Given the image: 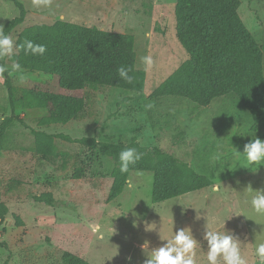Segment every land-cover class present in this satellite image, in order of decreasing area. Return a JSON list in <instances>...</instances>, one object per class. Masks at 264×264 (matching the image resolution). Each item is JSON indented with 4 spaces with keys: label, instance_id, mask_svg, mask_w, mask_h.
I'll return each instance as SVG.
<instances>
[{
    "label": "rangeland",
    "instance_id": "rangeland-1",
    "mask_svg": "<svg viewBox=\"0 0 264 264\" xmlns=\"http://www.w3.org/2000/svg\"><path fill=\"white\" fill-rule=\"evenodd\" d=\"M15 1L23 5L26 15L9 33L14 43L24 27L56 20L129 33L134 36L136 68L145 70L146 77L138 91H75L86 98L89 114L66 124L40 125L35 110L16 108L4 143L7 149L0 142V197L8 208L0 225V264H61L64 251L90 264H143L145 240L150 241V248L156 247L163 243L161 238H171L181 228H190L198 240L196 264H207L202 238L206 224L237 235L247 264H264L255 254L257 244L264 242V215L251 205L255 190L264 188V166L253 172L238 166L232 156L236 147L243 151L255 136L264 139V128L251 130L252 118L234 94L217 97L206 107L179 97H151L152 90L187 58L175 36V0H50L40 7L33 0ZM240 2V17L264 53V0ZM19 13L13 0H0V27ZM145 56L152 58L151 66L143 63ZM12 63L6 60L16 89L30 80L51 79L40 71H14ZM9 116L8 91L0 73V124ZM31 128L122 142L141 152L159 148L206 174L213 184L155 204L151 200L153 173L133 170L123 191L108 201L113 158L77 142L55 139L56 148L66 156L57 165L45 163L23 150L33 143ZM217 152L224 155L215 163L212 157ZM77 167L84 170L79 179L73 177ZM249 184L252 191L246 195ZM216 185L219 190L214 191ZM133 205L137 217L132 212L126 215ZM150 227L155 229L146 230Z\"/></svg>",
    "mask_w": 264,
    "mask_h": 264
},
{
    "label": "trees",
    "instance_id": "trees-1",
    "mask_svg": "<svg viewBox=\"0 0 264 264\" xmlns=\"http://www.w3.org/2000/svg\"><path fill=\"white\" fill-rule=\"evenodd\" d=\"M13 1L20 13L2 27L6 35L20 25L26 15L23 5ZM240 5V0H175V36L185 49L187 58L150 94L155 99L184 98L197 107H206L217 97L234 94L252 118L251 130L257 132L264 128V53L243 23ZM25 40L45 45V54L32 55L16 48L15 55L0 58V65L6 67L8 59L18 62L21 69L47 73L51 79L30 80L16 89L7 67L1 73L11 109V116L0 124L3 149H7L4 143L8 142V127L17 107L35 110L40 125L66 124L89 114L86 98L74 94L75 91L99 88L138 91L143 88L146 72L136 68L132 34L56 20L51 24L24 27L18 32L15 44H22ZM120 67L131 69L128 73L133 78L131 82L119 76ZM30 131L33 143L23 150L33 152L45 163L57 165L59 158L66 156L65 151L56 148L55 139L77 142L113 158L108 201L123 191L133 170L153 173L151 200L155 204L213 184L209 176L159 148L147 152L136 149L141 153V159L129 165L128 172L122 173L118 157L121 150L132 148L128 144L98 141L94 137L72 138L68 134L43 129L31 128ZM61 167L64 169L66 164ZM83 172L82 167H77L73 177L79 179ZM7 213L8 208L0 197V225ZM61 262L90 264L69 251L62 253Z\"/></svg>",
    "mask_w": 264,
    "mask_h": 264
},
{
    "label": "clouds",
    "instance_id": "clouds-1",
    "mask_svg": "<svg viewBox=\"0 0 264 264\" xmlns=\"http://www.w3.org/2000/svg\"><path fill=\"white\" fill-rule=\"evenodd\" d=\"M49 2L50 0H33V4L36 7L42 5L46 6ZM14 47L23 49L25 53H31L32 55L43 56L46 52L45 45L35 44L31 40H25L22 44L16 45L14 40L9 35H6L3 28L0 27V58L15 55ZM142 61L146 66H151L152 64V58L150 56L142 57ZM11 68L14 71H20L21 65L18 62H13ZM6 70L5 66L0 65V73ZM130 71V68L126 69L120 67L118 69V74L124 80L131 82L133 78L128 74ZM20 79H24V77L21 76ZM242 154L243 159H241ZM223 155V153L217 152L213 155L212 160L215 163L220 162ZM232 156L236 158L238 166L250 168L253 172L258 171L261 166H264V139L255 136V138L245 143L243 151L238 150L236 147ZM140 159L141 153L137 152L135 148H125L121 150L118 157L120 171L122 173L128 172L129 165H134ZM213 190H219V185L214 186ZM251 191L252 187L251 184H249L245 187V194L247 195ZM251 205L257 214L264 215V188L255 190V194L251 197ZM133 208L134 205L128 208L126 215L132 212V215L137 217L138 214L133 211ZM241 214H243L245 218H251L244 213ZM232 216L227 219H230ZM196 218L199 219L200 216ZM133 226H138V221L135 219L133 220ZM154 229L155 227L146 228V230ZM202 238L207 245V264H219L221 259L223 264H247V261L241 255L240 239L233 232L226 229L224 231L213 230L206 224ZM161 241H163V243L152 248L149 247L150 241H144L141 245V250L146 256L143 264H196L195 257L198 240L194 237L190 228L178 229L171 238H161ZM255 254L264 261V242L257 244ZM128 259L130 261L131 257H128Z\"/></svg>",
    "mask_w": 264,
    "mask_h": 264
}]
</instances>
